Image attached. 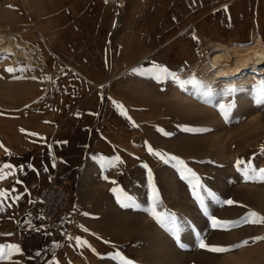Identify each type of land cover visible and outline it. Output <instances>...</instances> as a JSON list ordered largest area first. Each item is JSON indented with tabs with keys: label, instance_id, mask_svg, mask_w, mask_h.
Segmentation results:
<instances>
[{
	"label": "rangeland",
	"instance_id": "rangeland-1",
	"mask_svg": "<svg viewBox=\"0 0 264 264\" xmlns=\"http://www.w3.org/2000/svg\"><path fill=\"white\" fill-rule=\"evenodd\" d=\"M34 1L0 0V29H10L24 42L27 40L32 52H40L45 58L40 64L20 60L14 53L0 54V121L13 130L22 119L33 121L34 116L17 115L35 106L37 101L30 99V92L46 85L38 84L39 77L52 76L56 66L67 70L57 63L48 71V62L60 61L51 57L49 32L56 27V20L43 18L46 13L40 4L34 7ZM170 1L172 6L174 0ZM255 1L258 0L234 1L227 12L217 14V19H209L202 27L196 16L208 9L197 8L199 4L193 0H184L186 25L170 29H180L169 44L173 60L167 61L162 47L156 54L158 80L150 98L153 109L143 114L146 120H154L153 124L128 127L115 136L112 150L116 153L101 162L124 171L133 186L146 193L135 199L133 216L119 222L120 230L135 231L136 249L130 260H136V264H264V223L244 222L252 212L264 217V179L259 175V170L264 169V103L259 102L264 100V71L247 84L207 83L196 67L201 61V34L198 39L191 30V21L197 19V29L205 37L218 38L210 33L241 41L254 32L264 34V0L249 4ZM175 13L172 11L170 23ZM248 27L253 29L243 30ZM180 41L187 44V55L181 52ZM57 51L53 53L57 55ZM9 68L14 71H6ZM149 69L147 66L141 72ZM142 95L147 96V91L143 89ZM247 96H251L249 103ZM254 103L259 104V109L248 114L249 104ZM220 105L225 106V112ZM58 116L49 115V122H55ZM66 117L62 121L66 122ZM104 147L109 151L110 143L104 141ZM149 147L163 158L150 154ZM168 157H176L183 165L175 160L165 163ZM238 161H243L239 168ZM192 173L203 186L199 192L202 203L193 195ZM153 187L159 197L155 201ZM120 194L118 191L117 196ZM30 200L29 211L36 210L38 194H32ZM153 211L165 218L163 226L153 218ZM213 219L219 222L216 227ZM201 242L208 247L202 248ZM208 248L227 251L213 252Z\"/></svg>",
	"mask_w": 264,
	"mask_h": 264
},
{
	"label": "crops",
	"instance_id": "crops-1",
	"mask_svg": "<svg viewBox=\"0 0 264 264\" xmlns=\"http://www.w3.org/2000/svg\"><path fill=\"white\" fill-rule=\"evenodd\" d=\"M174 1L172 6L170 0H124L121 4L106 0L34 1V7L40 4L46 13L43 18L56 20V27L49 32L51 57L60 61L48 62V71L57 63L67 70L56 66L54 76L39 77L38 84L46 85L30 92V99L37 101L35 106L17 115L34 116L33 121L22 119L14 130L0 121V167L10 164L12 170L4 171L14 170L0 180V191L8 193L0 198V247L17 245L20 249L0 264H120L115 259L117 253L136 264L130 260L136 249L135 231L120 230L119 222L133 216L135 199L146 193L133 186L124 171L101 162L116 153L115 136L128 127L153 124L154 120H146L143 114L153 109L150 98L158 80L156 54L162 47L167 61H172L169 44L180 29H170L186 25L184 0ZM234 1L238 2L193 0L199 4L197 8L208 9L196 16L201 26L227 12ZM257 3L259 0L249 4ZM172 11L176 13L170 23ZM197 28V19L191 21V30L199 39L202 33ZM258 33L262 32L252 36ZM181 42L180 50L187 55V44ZM53 50L59 51L57 55ZM65 58L70 61H62ZM147 66L150 69L141 72ZM51 114L59 115L55 122H49ZM65 117L66 122L62 121ZM104 141L110 143L109 151ZM56 177L69 186L71 201L55 222L44 223L37 209H28L31 195L39 196ZM118 191L131 198L123 201L129 206L117 202Z\"/></svg>",
	"mask_w": 264,
	"mask_h": 264
},
{
	"label": "bare ground",
	"instance_id": "bare-ground-1",
	"mask_svg": "<svg viewBox=\"0 0 264 264\" xmlns=\"http://www.w3.org/2000/svg\"><path fill=\"white\" fill-rule=\"evenodd\" d=\"M106 1L108 3L118 0ZM200 38L202 54H200L201 61L196 67L200 68L207 83L224 85L225 82L236 84L241 81L247 84L257 79V73L264 71L263 33L255 34L251 38L241 41L205 37L204 35H200ZM46 47L49 51V46ZM7 52L14 53L23 61L40 64L45 62L43 54L41 56L40 52H32L31 45L27 44V40L24 42L10 29L9 31L0 29V54ZM52 75L54 76V74ZM182 101L186 102L184 99ZM247 102H251V96H247ZM254 104L251 106L249 104L248 114L259 109V104Z\"/></svg>",
	"mask_w": 264,
	"mask_h": 264
},
{
	"label": "snow or ice",
	"instance_id": "snow-or-ice-1",
	"mask_svg": "<svg viewBox=\"0 0 264 264\" xmlns=\"http://www.w3.org/2000/svg\"><path fill=\"white\" fill-rule=\"evenodd\" d=\"M6 71L13 72L14 70L9 68V69H6ZM164 71H165V73H167V70H164ZM174 79L178 80V77H174ZM229 92L230 93L231 92H235V89H229ZM259 102L260 103H264V100H260ZM120 107L122 109V106H120ZM220 109H221L222 113L225 112V106L224 105H220ZM122 114L126 115V112H124L123 109H122ZM148 151L152 155H155V156L163 158L161 153L154 152L151 147L148 148ZM117 159H119V158H117ZM168 160H175L178 164L183 165V162L179 161L176 157H168V159L165 160V163H167ZM242 163H243V161H238L237 167L239 168V165L242 164ZM12 167L13 166L10 165V164H3L2 167H0V180L5 179L8 175L14 174V170L13 171H9V172H5L4 171L5 169L12 170ZM145 167H147V166L145 165ZM33 170H35V169H33ZM259 175H260V177L262 179H264V169H260L259 170ZM191 176H192V179L195 181V183L191 184V187L193 189V195L196 196V198L198 200H200L201 203H202V198L200 197L199 192H200V190L202 189L203 186L201 185V183L199 181V178H197L194 173H192ZM245 176L247 178V174H245ZM149 177H150V183H151V172L150 171H149ZM181 178L184 179L185 177L182 175ZM115 191H117V190H114V192ZM7 195H8V193H6L4 191H0V198H6ZM153 198H154V201L158 200V198H159L158 197V193L155 190V187H153ZM17 199H19V197H17ZM130 199H131L130 197H128L126 195H123V193H121L117 197V202L121 204V207H127L129 205L124 203L123 201L130 200ZM227 203L228 204H232L233 202L232 201H227ZM0 209H2V205H0ZM152 215H153V218L157 221V223L161 224L162 226L164 225V223H165V218L164 217H162L159 214L155 213V211H153ZM244 222L245 223H248V222H250V223H257V222L264 223V217H260L257 213L252 212V213L249 214L248 217L245 218ZM212 223H213V227H216L219 222L216 221L215 219H213ZM85 231H87V230L85 229ZM78 243H86V242H82V241L78 240ZM200 246L202 248H207L208 247L203 242H201ZM208 250L209 251H213V252H224V251H227V249H224V248H208ZM19 252H20V249H19V247L17 245H8V246H5V247H0V261L8 260L13 254H18ZM115 259L119 260L120 264H130L129 261H127L124 257L120 256L118 253H117Z\"/></svg>",
	"mask_w": 264,
	"mask_h": 264
},
{
	"label": "built area",
	"instance_id": "built-area-1",
	"mask_svg": "<svg viewBox=\"0 0 264 264\" xmlns=\"http://www.w3.org/2000/svg\"><path fill=\"white\" fill-rule=\"evenodd\" d=\"M37 216L45 222H55L70 203L71 192L61 179L53 178L39 191Z\"/></svg>",
	"mask_w": 264,
	"mask_h": 264
}]
</instances>
